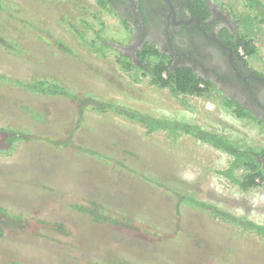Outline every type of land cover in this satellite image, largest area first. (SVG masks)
Listing matches in <instances>:
<instances>
[{
	"label": "rangeland",
	"instance_id": "1",
	"mask_svg": "<svg viewBox=\"0 0 264 264\" xmlns=\"http://www.w3.org/2000/svg\"><path fill=\"white\" fill-rule=\"evenodd\" d=\"M0 1V39L13 44L11 52L0 44L1 75L47 80L80 97L264 148V129L224 109L222 95L173 97L152 84L147 68L156 63L154 56L143 57L147 68L136 70L122 66V54L112 46L102 55L93 52L85 42L98 43V36L105 44L123 45L129 37L118 16L98 0ZM209 2L234 27L238 16L250 13L240 0ZM252 39L257 54L244 60L264 78L262 25ZM78 108L77 101L0 82V207L22 216L0 217V264H264V239L190 206L181 207L179 220L170 219L171 197L140 176L263 226L264 184L239 191L218 174L231 161L226 154L184 134L172 142L166 132L147 133L121 114L86 108L78 128ZM10 137L20 140L11 145ZM72 138L137 173L53 144ZM90 203L124 222L94 223L79 211ZM187 232L195 235L190 242Z\"/></svg>",
	"mask_w": 264,
	"mask_h": 264
},
{
	"label": "trees",
	"instance_id": "2",
	"mask_svg": "<svg viewBox=\"0 0 264 264\" xmlns=\"http://www.w3.org/2000/svg\"><path fill=\"white\" fill-rule=\"evenodd\" d=\"M240 1L243 3V6L250 11V13L241 15V17L238 16L235 19L234 24L236 34L230 35L228 38L232 43V49L236 52V54H238L241 58L245 57L251 59L257 54V49L254 45L252 35L256 30H259L261 25L264 28V6L259 0ZM189 2L191 10V7L195 6L199 11H206L203 0H189ZM1 4L2 3L0 1V10H2ZM97 4L100 8L104 9L107 3L104 0H98ZM245 25H248L247 29H245ZM97 39H99L98 43L97 41L93 40L90 42L87 41L85 44L89 48L93 47V52L102 55L108 46L101 39V36H98ZM0 44L6 48L5 50H8L9 52L13 51V44L6 46L2 39H0ZM57 44H59V41ZM65 47V45H61L60 48L63 52L71 53L70 49ZM148 48L149 50L147 52H143L142 58L152 55L157 59L155 64L147 68L152 84L157 85L160 88H167L173 97H178L180 95H201L208 92L206 89L199 87L203 81L201 79H197L196 75L191 70L188 68L174 69L172 71L169 70L170 61L152 46H148ZM143 60L144 59L139 60V62L142 64ZM120 61L122 66H133L134 69H139V67L136 65H132L126 57H122ZM145 66L147 67V65ZM0 82L20 87L29 93L51 97L59 96L77 101L79 104L77 116L78 128L81 126L86 108H88L98 114H105L108 111L115 114H121L128 120L144 127L147 133H155L159 131L166 132V135L169 139H171L172 142H175L179 134L190 136L200 143L215 148L216 150L226 154L229 158H231L228 167L218 174H220V176L226 179L229 183L237 187L239 191L246 192L252 188L264 184V148L259 150L250 147H242L237 142L231 141L221 135L210 133L195 124H188L175 119L155 118L139 111H128L126 109H121V106L115 104L112 101H99L90 96V98L80 97L74 91L66 89L63 86L54 84L53 82L47 80L39 79L33 81H23L0 74ZM222 106L226 110L230 109L233 111L237 119L254 121L264 129L263 124H261L259 121H256L255 117L253 116L248 117V115H251L241 106L232 102L230 99H226ZM32 115L35 116V114ZM9 140L11 141V145H13L20 139L18 137H10ZM53 144L57 148H72L84 154L98 156L105 160L108 164L112 165L113 169H127L133 174L137 173L133 169L129 170L124 161H119L116 158L105 156L101 153L98 154L93 151V149L76 143L73 138L71 140H67L66 142L55 141ZM140 177L143 180L150 182V184L155 189L167 193L168 196L171 197L175 215L170 217V219L174 218V220H179V217L181 216V207L190 206L191 208L198 211L206 212L223 222L231 223L232 225L241 228L243 232L254 233L261 239H264L263 225H258L244 217L232 215L225 209H221L211 204L199 201L189 193H180L177 190L163 185L157 180L146 177L145 175H141ZM79 211L85 213L94 223L102 224L105 222H111L113 224L120 225L124 222L123 218H119L120 221L117 223V219L109 217V214L107 213V210L104 208V206L97 203H90V205L87 207H81ZM130 216L131 215H128V217ZM0 217H5L7 221H10L12 219L21 218L22 216H16L12 213H8L5 209L0 207ZM4 224L5 223L0 222V233L2 232L1 225ZM57 228L62 231V227ZM185 236L189 241L195 235L193 233L187 232ZM10 263L17 264L16 261H11Z\"/></svg>",
	"mask_w": 264,
	"mask_h": 264
},
{
	"label": "flooded vegetation",
	"instance_id": "3",
	"mask_svg": "<svg viewBox=\"0 0 264 264\" xmlns=\"http://www.w3.org/2000/svg\"><path fill=\"white\" fill-rule=\"evenodd\" d=\"M104 1L129 31L126 45L106 43L121 59L145 66L139 60L152 46L170 61L169 70L188 68L203 81L200 88L230 99L264 125V78L232 49L228 36L235 27L209 0H203L206 11L191 10L189 0Z\"/></svg>",
	"mask_w": 264,
	"mask_h": 264
}]
</instances>
